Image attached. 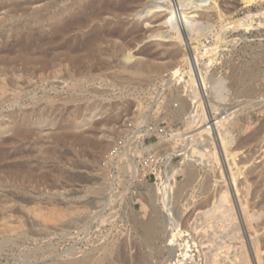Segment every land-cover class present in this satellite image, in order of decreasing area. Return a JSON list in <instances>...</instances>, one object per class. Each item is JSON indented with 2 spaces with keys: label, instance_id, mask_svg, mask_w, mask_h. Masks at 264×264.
<instances>
[{
  "label": "rangeland",
  "instance_id": "374dc122",
  "mask_svg": "<svg viewBox=\"0 0 264 264\" xmlns=\"http://www.w3.org/2000/svg\"><path fill=\"white\" fill-rule=\"evenodd\" d=\"M192 1H194L193 5L200 6L195 0H191L190 3L189 0H150V3L142 6L135 12L136 14L126 18V24L130 23V27L136 25L138 29L134 30L135 34L131 33L127 35L128 37H123V40L117 38L116 43L120 48L122 47L124 53L120 59H116V64L72 65L60 67L58 71L53 65L43 62L44 59L51 57L48 42H41L37 36H34L39 31L36 14L46 9L47 1H39L40 3L36 4L33 3L34 0H0V146L6 144L9 156L12 157L0 160V264H175V261L172 263L170 253L166 249L167 242L163 241L158 245L164 250L162 254L140 243V233L135 224L138 220L148 219L151 214L154 216L156 211L154 213L152 211L156 207L164 210L169 207L177 221L183 224L187 221L182 227L186 228H180L183 231L182 245L189 242L188 255L191 253V256L189 255L187 264H212L218 257V262L221 260L219 264H228V262L232 264L233 256L236 260L235 264L238 261L235 256L242 257L239 259L241 264H259L255 245H252L253 236L243 223L242 216L240 218L242 213L239 207H235L238 218L235 222L238 228H243L242 230L239 228L241 232L243 231L242 236L245 237L243 241L237 240V237L234 240L233 236L236 234H230L231 238L228 232L221 233L218 227L209 229L203 213L205 209L201 207L208 206L209 197L211 198L221 188L230 190V202L234 206L239 205V194L235 189V180L231 179V173L238 172L239 168L247 173L256 166L264 167L262 164L264 163V0H254L248 4H245V0H224V2L215 0L218 3L217 9H213L214 0H208L200 8L192 7ZM207 13L212 14L211 17ZM217 17L218 19L222 17V20L219 21ZM198 26L203 27V35L193 30ZM49 30L51 29L47 28L46 32ZM195 36L200 38L198 44L194 41ZM29 40L32 43L28 46ZM147 49H150V53ZM172 50L180 52L178 58L174 60L166 58L165 55ZM159 51L162 56L158 54ZM148 55L153 56L152 59L154 58L156 62L149 60ZM158 56L160 57L157 58ZM196 59L198 62H195ZM139 62L153 63V66L171 62L170 64L174 63L177 66L166 71L161 75L162 77L151 78L150 75L145 77L135 74L131 69L133 64ZM196 63H201L202 69L207 71L208 76H213L212 78L225 77L229 81H227L229 88H232L226 101L229 105L224 104L220 109L217 107L219 111L216 110V115L210 102L206 104V110L211 108L212 111L207 113L206 117H201L198 128H201L200 133L209 129V134L213 136L217 121L224 119V116L226 118L228 115L238 114V118H242H240V126L231 129L234 135L231 152L234 155L236 153L237 157L233 156L237 164L234 165L232 160L230 163L226 162L220 142L214 141V136H211L213 140L206 142L208 146L205 151L210 154L214 151L213 154L218 158H209V154L202 151L203 145H200L202 149L199 156L203 152L205 153L203 158L211 161H207L206 164L201 162V166L197 168L199 179L192 183L191 187L184 188L182 198L172 199L166 206L162 198L161 200L158 198V202L153 199L155 194L151 186L163 190L166 182L176 183L179 186L186 185L183 175H176L174 180L167 181L170 165L166 163L161 166L159 178L151 176L146 183L141 182L140 178L129 180L127 175L126 178L124 175L116 178L109 173L105 158L129 123L148 121L175 130L187 127L185 122L191 115V106L195 99L192 98L195 87L191 82L194 71L188 64ZM179 70H182L179 80L171 86H166L165 83H168L166 80ZM244 72L252 76L243 80L244 84H242L240 75ZM175 103L183 109L175 110ZM219 117L222 118L217 119ZM205 119L207 120L204 121ZM15 121L22 123L18 124ZM212 121L211 126H208L207 122ZM69 125L74 134L92 136L104 148L87 147L71 139H61L60 135L67 131ZM18 131L26 133V137L12 144L11 139ZM205 133L202 136L204 139L209 136L208 132ZM253 135L256 137L254 138ZM201 138L204 144V139L202 138V141ZM176 148L177 146L171 144L160 145L158 149L162 157H165L166 149L170 154L172 153L173 168L183 162L182 156L174 153ZM247 158H249L248 162ZM182 166L179 165L177 169H182ZM206 177H211L208 187L203 184ZM263 177L264 174L260 178L256 176L255 179H250L249 188L252 190L247 200L251 202V206L258 203L261 199L260 195L264 193V186L259 196L255 197L253 193L259 181L264 185ZM242 178L241 180L244 181ZM189 195H192V198ZM189 198L190 202L187 201ZM260 210L261 208L255 210L256 214H259L258 217H261L262 213L264 215V209ZM194 214L198 218L196 216L195 218ZM165 215L170 216L166 212ZM261 218H259L261 225L259 237L264 240V216ZM169 223H172V220L166 218L161 229L163 233L166 229H170ZM198 225H203L201 227L203 230L209 227L204 230L207 234L211 232L210 235L208 234L209 237L206 232L201 231V228L198 229ZM212 229H220V232L216 230L212 232ZM226 233L229 237L227 239H225ZM203 236L207 238L204 240ZM210 238V243L207 245ZM223 245L227 247L225 251L221 249ZM219 248L221 251L217 253L218 255H213L220 250ZM140 252L144 253L147 262L143 259L136 261V256ZM263 252L264 248H262ZM205 253L210 261L204 260L207 259ZM228 253H230L229 257L226 256ZM237 253L241 256L236 255ZM220 254L223 256L221 257ZM226 258L233 261L230 262Z\"/></svg>",
  "mask_w": 264,
  "mask_h": 264
},
{
  "label": "bare ground",
  "instance_id": "6f19581e",
  "mask_svg": "<svg viewBox=\"0 0 264 264\" xmlns=\"http://www.w3.org/2000/svg\"><path fill=\"white\" fill-rule=\"evenodd\" d=\"M39 1H47L45 3H47L45 5V10H41V12H38V14H36V25L38 26V32L34 34V36H37L38 39L41 40V42H45L47 41L48 44L50 45V48H49V51L51 53V57L49 59H44L43 62L44 63H48V65H53L55 67V69H57L59 71V68L60 67H64V66H72V65H75V66H81L83 64H116V59H120L121 55H123L124 50H122L120 48V46L117 45L116 41H117V38H122L123 40V37L125 36H129V34L135 32L134 30L137 28L138 29V26L136 27H130V23L129 25L125 23V19L130 17V16H133V14H136L135 12L139 9H141L142 6H144L145 4H147L150 0H34L33 3L36 2H39ZM179 1V0H178ZM181 1V0H180ZM191 0H189V3H190ZM208 0H195V2L199 3L200 6L198 5H193V2L192 1V7L193 6H197L198 8L202 7L201 5L204 4L205 2H207ZM220 1V0H219ZM222 1V0H221ZM220 1V2H221ZM229 1V0H228ZM254 0H245V4L247 3H251L253 2ZM256 1V0H255ZM171 2V1H170ZM219 2V3H220ZM224 2V0H223ZM40 3V2H39ZM150 3V2H149ZM172 3V2H171ZM179 3V2H178ZM188 3V4H189ZM214 3H215V6L213 7V9H217V6L218 3L217 1L214 0ZM229 3V2H228ZM158 4V3H157ZM227 4V3H226ZM41 5V4H40ZM43 5V4H42ZM149 5V4H148ZM155 6H157L156 4H154ZM153 5V6H154ZM213 5V4H212ZM188 8H190L191 6L190 5H187ZM205 6V5H203ZM221 6V5H220ZM226 6V5H225ZM229 6H230V3H229ZM232 6V5H231ZM227 7V6H226ZM234 7H236V5H234ZM240 7V6H239ZM20 8V7H19ZM144 8V7H143ZM147 9V7H145ZM152 8V7H151ZM181 8V6H180ZM197 8V9H198ZM228 8V7H227ZM17 11H18V8L16 7ZM25 9V7H24ZM193 10V8H190ZM238 9V8H237ZM171 10L173 11V9L171 8ZM223 10H224V7H223ZM226 10V9H225ZM232 10V9H231ZM182 11V10H181ZM189 11V10H188ZM209 11V10H208ZM229 11V9H228ZM238 11V10H237ZM227 12V11H226ZM149 13V12H148ZM174 13V11H173ZM179 13V12H178ZM177 13V14H178ZM218 13V12H216ZM215 13V14H216ZM220 13V12H219ZM218 13V14H219ZM182 14V13H181ZM199 14V13H198ZM214 14V13H213ZM222 14H223V11H222ZM226 14V13H225ZM233 14V13H232ZM139 15V14H138ZM170 15V14H169ZM207 15H210V13ZM224 15V14H223ZM215 16V15H213ZM212 16V17H213ZM218 16V15H217ZM222 16V15H221ZM201 17V16H200ZM204 17V16H203ZM208 17V16H207ZM220 17V15H219ZM215 18V17H213ZM222 18V17H221ZM219 18V19H221ZM206 19V18H205ZM209 19V18H208ZM206 19V20H208ZM218 19V17H217ZM216 19V20H217ZM218 19V20H219ZM203 20V19H202ZM211 20V19H210ZM222 20V19H221ZM180 21V20H179ZM220 21V20H219ZM236 21V20H235ZM205 22V21H204ZM237 22V21H236ZM235 23V22H234ZM238 23V22H237ZM200 24H204V23H201ZM213 24V23H212ZM208 25V24H207ZM246 24H244L245 26ZM234 26V25H233ZM224 27V26H223ZM247 27V26H246ZM47 28H50L51 30L47 31L46 32V29ZM184 28V26H183ZM193 28V27H192ZM250 28V27H249ZM248 28V29H249ZM136 29V30H137ZM193 30L198 34H202L204 33V29L202 26H198V27H194ZM224 30V29H223ZM191 32V31H189ZM206 32V31H205ZM193 33V31H192ZM135 34V33H133ZM196 34V35H197ZM160 35V34H159ZM158 35V36H159ZM192 35V34H191ZM127 36V37H128ZM156 36V35H155ZM177 36V35H175ZM126 37V38H127ZM132 37V35H131ZM136 37V36H135ZM154 37V35H153ZM174 37V36H173ZM220 37V35H219ZM130 38V37H129ZM177 38V37H175ZM192 38V37H191ZM218 38V37H217ZM137 39V38H136ZM190 39V38H189ZM121 40V41H122ZM126 40V39H125ZM128 40V39H127ZM119 40V42H121ZM190 41H193L190 39ZM194 41L197 42V44L200 42V38H196L195 36V39ZM224 41V40H223ZM221 41V42H223ZM227 41V40H225ZM46 42V43H47ZM118 42V43H119ZM128 42V41H127ZM195 42V43H196ZM217 42V41H216ZM220 42V43H221ZM231 42V41H230ZM233 42V41H232ZM32 43L31 40H29L27 42V45L29 46L30 44ZM124 44V43H123ZM135 44V43H134ZM133 44V45H134ZM40 45V44H39ZM44 45V44H43ZM126 45V44H125ZM220 45V44H219ZM127 46V45H126ZM172 46V45H171ZM197 46V45H196ZM39 47V46H38ZM128 47V46H127ZM164 47V46H163ZM170 47V46H168ZM219 47V46H218ZM123 48H125L123 46ZM129 48V47H128ZM162 48V47H161ZM172 48V47H171ZM126 49V48H125ZM158 49V48H157ZM156 49V50H157ZM160 49V48H159ZM143 50V49H142ZM146 50V49H145ZM148 50V49H147ZM197 50V48H196ZM40 51V50H39ZM128 51H130L128 49ZM150 51V49L148 50V52ZM153 51V50H152ZM151 51V52H152ZM195 51V50H194ZM44 52V51H43ZM154 52V51H153ZM161 51H159V55H161L160 53ZM49 53V54H50ZM150 53V52H149ZM182 53V52H181ZM41 53L39 52V55ZM146 54V53H145ZM144 54V55H145ZM148 54V53H147ZM157 54V53H156ZM180 52L177 51V50H172L168 53H166V58H169V59H176L178 58ZM185 54V53H184ZM198 54V53H197ZM125 55V54H124ZM140 55V54H139ZM196 55V54H195ZM44 56V55H43ZM128 56V55H127ZM130 56V55H129ZM154 57L156 56L155 54L153 55ZM152 56V57H153ZM160 56H158L157 58H159ZM181 56V55H180ZM183 56V55H182ZM197 56V55H196ZM47 57V56H46ZM123 57V56H122ZM149 57V55H148ZM147 57V58H148ZM151 57V55H150ZM149 57V60H154V58L152 59V57L150 58ZM180 58V57H179ZM187 58V57H186ZM197 58V57H196ZM125 59H126V56H125ZM165 59V58H164ZM199 59V58H198ZM128 60V59H127ZM145 60V58H144ZM167 60V59H166ZM181 59H179L180 61ZM133 61V60H132ZM142 61V60H141ZM172 62V60H169ZM197 61V59L195 60V62ZM126 62V61H125ZM151 62V61H150ZM154 62H156V60H154ZM160 62V61H159ZM165 62V61H164ZM171 62L169 63H166V64H162L161 63H158L160 65H157V66H153V63L152 64H146V63H138V64H133L131 69L134 70L135 74H138L140 76H145L146 75H150L151 78L152 76H155V77H160L161 75H164V73L166 71H170L172 70L175 66H177V64H170ZM198 62V61H197ZM128 64V62H127ZM197 64V63H196ZM47 65V64H46ZM155 65V64H154ZM198 66V70H199V76L200 78L196 77L197 79V82H198V86H201L200 82L202 81V85L205 87V93H206V96H207V99L209 100L208 102H210L211 104V107H212V110L215 111V115H216V110L219 111L217 109V107H220L223 106L224 104H226L227 106L229 105L227 101V98H228V94H230L229 92H231L230 88H229V85H228V80L225 79V77H219V78H212L210 76H208L209 74H207V71H205L204 69H202V64L199 63L197 64ZM259 66V65H258ZM244 67V66H243ZM82 68V67H81ZM80 68V69H81ZM84 68V66H83ZM238 68V67H237ZM258 68V67H256ZM71 70V69H70ZM250 71V70H249ZM253 71V70H252ZM70 72V71H69ZM80 72V71H79ZM93 72V71H92ZM236 72V70H235ZM257 72V71H256ZM71 73V72H70ZM76 73V72H75ZM78 73V72H77ZM84 73V72H83ZM210 73V72H209ZM241 73V72H240ZM260 73V72H259ZM56 74V73H54ZM65 74V73H64ZM73 74V73H72ZM112 75V74H111ZM211 75V74H210ZM234 75V74H233ZM238 75V74H237ZM236 75V76H237ZM251 74L250 73H247V72H244L242 73L240 76V82L242 84H244L242 81L246 78H250ZM258 75V74H257ZM264 75V74H263ZM65 76V75H64ZM64 76H61V77H64ZM75 76V75H74ZM198 76V74H197ZM231 76V75H230ZM110 77V76H108ZM113 77V76H111ZM118 77V76H117ZM123 76H121L122 78ZM162 77V76H161ZM215 77V76H214ZM120 78V77H119ZM125 78V77H124ZM238 78V77H237ZM258 77H256L257 79ZM261 78V77H260ZM64 79V78H63ZM113 79V78H112ZM139 79V78H138ZM229 79V78H228ZM133 80V79H132ZM140 80V79H139ZM233 80V79H232ZM235 80H237L235 78ZM239 80V79H238ZM252 80V79H251ZM262 80V79H261ZM63 81V80H62ZM122 81H123V78H122ZM144 81V80H143ZM147 81V80H146ZM228 81V82H227ZM255 81V80H254ZM121 82V81H120ZM124 82V81H123ZM126 82V81H125ZM149 82V81H148ZM231 82V81H230ZM238 82V81H237ZM238 82V84L240 83ZM263 82V81H262ZM128 83V82H127ZM240 83V84H241ZM248 83V81H247ZM252 83V82H251ZM232 84V83H231ZM234 84V83H233ZM235 85V84H234ZM239 86V85H238ZM246 86V85H245ZM232 89V88H231ZM254 89V88H252ZM250 90V89H249ZM247 91V90H246ZM241 92V91H240ZM254 93H256L255 91H253ZM258 95V94H257ZM192 96V95H190ZM189 96V97H190ZM242 96V95H241ZM254 96V95H253ZM256 96V95H255ZM260 96V95H259ZM252 97V96H251ZM193 98V96H192ZM255 98V97H254ZM249 99V98H248ZM253 99V98H251ZM245 100V99H244ZM254 100V99H253ZM260 101V100H259ZM226 102V103H225ZM249 102V101H248ZM186 104V103H184ZM210 104H209V107H210ZM249 104V103H248ZM260 104V102H259ZM258 104V105H259ZM208 105V104H207ZM218 105V106H217ZM186 106V105H185ZM260 106V105H259ZM207 107V106H206ZM185 108V107H184ZM224 108V107H223ZM229 108V107H228ZM211 109V108H210ZM211 110V111H212ZM222 110V109H221ZM226 110V108L224 109ZM231 110H233L231 108ZM228 112V111H227ZM222 113V111L220 112V114ZM231 113V111H230ZM234 113V112H233ZM242 113V111H241ZM225 114V113H224ZM214 115V114H213ZM212 115V116H213ZM190 116V115H189ZM241 116V115H240ZM210 117V116H209ZM208 117V118H209ZM217 117V116H216ZM223 117V115H222ZM222 117H219L217 119H220ZM241 118V117H240ZM238 118V114H232V115H228V117L224 116V119H220L219 121H217L215 124L216 128L214 129L215 130V135L214 136V141L217 140L220 142V146L221 148L223 149V153H224V157H225V160L227 159L226 162L232 160L234 162V165L237 164V160L234 159V156H236V153L235 155L231 152L233 149L231 148L232 147V144H233V140H234V135H233V132H232V127H234L233 129H235V126H240V119ZM201 119V118H200ZM207 119H205L204 121H206ZM216 120V118H215ZM23 121V120H22ZM22 121H15V123H18V124H21ZM26 121V119H25ZM109 121V120H108ZM107 122V121H105ZM200 122V121H199ZM25 123V122H23ZM108 123V122H107ZM206 123V122H205ZM202 124V122L200 123ZM239 124V125H238ZM101 125V124H100ZM242 125V124H241ZM264 125V124H263ZM206 126V125H205ZM204 126V127H205ZM202 127V126H201ZM72 127L69 125L67 127V131L65 130V132L60 135L61 139H68V140H74L75 142L81 144V145H84V146H87V147H96V148H100V149H103L104 146H102V144H99L97 143V141H95L94 138H92V136H85V135H80V134H74L70 129ZM201 129V128H199ZM205 130V129H204ZM213 130V131H214ZM212 131V133H213ZM264 131V129H263ZM201 132V131H200ZM198 133V138L204 136L203 134L206 132H208V137L206 136L205 139L204 137H202L204 139H202V141L204 142L203 145V152L207 149V143L208 140L212 141L213 139L211 138V134L209 129L205 130V131H202L204 133ZM217 132V133H216ZM258 132V131H257ZM205 133V134H206ZM256 133V132H255ZM26 133L22 132V131H18L16 133H14V136L12 137L11 139V142L12 144H15L20 138H23V137H26L25 135ZM256 135H258L256 133ZM212 136V137H213ZM251 137V136H249ZM253 137L255 138L256 136L253 135ZM250 139V138H249ZM248 139V140H249ZM252 140V139H250ZM254 140V139H253ZM213 141V142H214ZM256 141V139L254 140ZM248 143V142H247ZM216 145V144H215ZM222 151V150H221ZM202 152V155H200V164L201 162H203L204 164L208 163L207 161H211V160H205L203 157L205 155V153ZM206 152V151H205ZM214 151H211L212 154H210V152H206L207 155L209 154V158H218L216 154H213ZM216 152V151H215ZM238 153V152H237ZM15 154V153H14ZM17 154V153H16ZM221 155H222V152H221ZM234 155V156H233ZM13 156V155H12ZM18 156V154H17ZM233 156V157H232ZM12 158L11 156H9V153H8V150H7V145L6 144H2L0 146V160H4V159H8V158ZM237 157V156H236ZM252 157V156H251ZM208 158V157H207ZM232 158V159H230ZM261 158V157H260ZM224 159V158H223ZM248 159L247 158V162H248ZM251 159V158H250ZM264 159V158H263ZM10 160V159H9ZM252 160V159H251ZM258 160V159H256ZM244 161V160H243ZM195 162V161H194ZM194 162L189 164V166H185L184 168L182 169H177L176 171V174H179L181 173L184 177H185V180L184 182H186V185H183V186H179V184H174L172 182H166V186L163 190H160L158 187L156 186H151V189H153V193L155 194V200H158L160 198H162V201L166 203V206L167 204L169 205L170 204V200H175V199H179V198H182L183 197V191H184V188L185 187H191L192 183L196 182L197 179H199V171L196 169V166L194 167ZM252 162V161H251ZM228 163V164H229ZM243 163V162H242ZM255 163V162H254ZM199 164V166H201ZM241 164V163H239ZM245 164V162H244ZM249 164H250V160H249ZM264 164V163H262ZM210 165V164H209ZM230 165V164H229ZM254 165V164H253ZM232 166V165H230ZM244 166V165H242ZM241 166V167H242ZM237 168H239L238 166H236ZM232 168V167H231ZM247 168V166H246ZM200 169V168H199ZM243 169L242 168H239V171L236 172V173H231V179L235 180V189L237 191V194H239V205H233L231 202H230V199H229V196L231 197V193L229 195V191L228 189H224V188H221V190H219L215 195H211L212 197L208 199V203L209 205L208 206H205V207H201L202 209H205L203 211L204 213V217L206 218V221L209 225V227L207 226L205 229L209 228H214V227H218L221 229V233L222 231L224 232H228L229 236H231L230 234H236L233 236V239L235 240V238L237 237V240H241L243 241V237L242 236V232L240 227V229L238 228V226H236V222H237V214H236V208L235 207H239V211L241 210V213L242 215L240 214V218L242 216L243 218V223H245L248 231L250 232L251 236H253V239H252V245H255L254 249H255V252L257 254V260L259 262V264H264V255L262 253V248H264V240L261 239L262 237H259L260 236V230L259 228L261 227V225L259 224V218H263V213L261 215V217H258L259 214L257 215L255 212V210H257V208H261L264 209V193H262V195H260L259 198L260 201L258 203H255L254 205H250V201L248 202L247 200V196L248 194L250 193V189L249 187L251 186L250 184V179H253L254 177H262V175L264 174V167H261L260 166H256L253 168V170L251 171H248L247 173H244L242 171ZM246 171V170H245ZM211 172V171H210ZM256 174L254 177L253 175ZM244 176V178H242ZM211 179V177H209ZM209 178L206 177V179H204V185L205 186H210V182H209ZM244 179L243 180H241ZM230 179V180H231ZM241 180V182H237V180ZM255 179V178H254ZM264 179V177H263ZM228 180V179H227ZM261 180V179H260ZM243 181V182H242ZM252 181V180H251ZM255 181V180H254ZM264 182V180L262 181ZM216 183V182H215ZM246 183V185H245ZM249 183V184H248ZM260 183V181H259ZM257 183V187L255 189V192L254 195L256 197V195L260 194V192H262V188H263V183ZM185 184V183H184ZM248 184V186H247ZM256 184V182H255ZM218 185V184H217ZM244 185V186H243ZM250 185V186H249ZM227 186V185H226ZM244 188H243V187ZM150 187V186H149ZM218 187V186H217ZM220 187V186H219ZM225 187V186H224ZM241 187V188H240ZM254 189V188H253ZM217 190V189H215ZM161 193V194H160ZM212 193V194H213ZM252 193V195H253ZM157 194H159V197H157ZM153 195V194H151ZM251 195V194H250ZM161 196V197H160ZM191 198H192V195H189ZM259 196V195H258ZM153 197V196H152ZM235 197V196H234ZM159 198V199H158ZM165 198L167 201H165ZM187 198V197H185ZM149 199V198H148ZM235 199H238V198H235ZM234 199V200H235ZM161 200V199H160ZM186 200V199H185ZM187 201L190 202V198L187 199ZM193 201V200H191ZM201 201V200H200ZM161 202V201H159ZM237 202V200H236ZM153 203V202H152ZM163 203V204H165ZM184 204V203H183ZM192 204V203H191ZM200 204V203H199ZM202 205V204H201ZM207 205V204H206ZM145 206V204H144ZM165 207V205H162ZM161 206V207H162ZM184 207V206H183ZM168 208V209H167ZM165 209L167 210H164L163 208L160 209V207H156V208H153V211L152 213H155V215L153 216V214H151L148 219H140V220H144V221H137V223L135 224L136 225V228H138V232L140 233V237H141V242L140 243H144V247H148V248H152L155 252L159 253V254H162L164 252V250H162L158 245L161 244L163 241L164 242H167L168 245L166 246V249L167 251L170 253V257H171V261L173 263V261H175L176 263L175 264H187L188 262V258H190V256L188 255V243L187 242L186 244H183L182 245V232L180 228H182L184 226V224L187 222L185 221L184 224L181 223L180 221H177L174 217H173V214L171 213L172 210L169 209V207H167ZM182 208V207H181ZM187 208V207H186ZM145 209H147V207H145ZM201 209V210H202ZM148 210V209H147ZM198 210V209H197ZM200 210V211H201ZM260 210V211H261ZM145 211V210H144ZM171 211V212H170ZM238 211V210H237ZM146 212V211H145ZM165 212L170 215V216H166L165 215ZM192 213V212H191ZM202 213V214H203ZM198 214H201V213H198ZM147 215V214H146ZM196 215L194 214V217ZM199 216V215H198ZM197 217V216H196ZM195 217V218H196ZM141 218V217H140ZM144 218V217H143ZM166 218H168L169 220H172V223H169L168 226L170 227L169 230L166 229V231H163L161 230L164 226H163V222L164 220H166ZM198 218V217H197ZM202 218H203V215H202ZM261 218V219H262ZM191 219V218H190ZM189 219V220H190ZM260 219V221H261ZM185 220H187L185 218ZM205 220V219H204ZM197 221V220H195ZM199 221H200V218H199ZM203 221V219H202ZM204 221V222H206ZM236 221V222H235ZM264 221V220H263ZM187 224V223H186ZM198 224H200L198 222ZM203 224V223H202ZM263 224V223H262ZM204 225V224H203ZM203 225L199 226L198 229H200L201 227H203ZM166 225V228L168 227ZM195 226V225H194ZM205 226V225H204ZM191 227V226H190ZM196 227V226H195ZM194 227V228H195ZM186 228V227H185ZM185 228H182V229H185ZM189 227L187 226V229ZM197 228V227H196ZM196 228L194 229L195 232L196 231ZM263 228V227H262ZM204 229V230H205ZM219 229V230H220ZM246 229V228H244ZM246 229V230H247ZM203 229L201 228V231ZM203 232H206L204 231ZM213 231L212 232H215L216 229H212ZM218 229L216 231H219ZM191 231V229H190ZM209 231V230H207ZM238 231V233H237ZM247 231V232H248ZM263 231V230H262ZM169 232V233H168ZM202 232V233H203ZM220 232V231H219ZM246 233L247 235L249 234ZM168 233V236L166 237ZM200 233V234H202ZM211 234V232H208V234ZM220 233V235H221ZM242 233V234H241ZM262 233V232H261ZM186 234V233H185ZM195 234V233H194ZM207 234V232H206ZM205 234V235H206ZM207 234V237H209V235ZM216 234V233H215ZM225 234V233H224ZM228 234L226 233V238H229L227 237ZM259 234V235H258ZM191 235V234H190ZM197 235V233H196ZM199 235V234H198ZM203 235V234H202ZM219 235V234H218ZM201 236V235H200ZM198 236V237H200ZM213 236L216 237V235H214L213 233ZM264 236V235H263ZM205 236V238H207ZM212 237V236H210ZM220 237V236H219ZM222 237V236H221ZM188 238V237H187ZM190 238H193V237H190ZM188 238V239H190ZM201 238V237H200ZM204 236H203V239L205 240ZM214 238V237H213ZM223 238V237H222ZM232 238V236H231ZM245 238V237H244ZM195 239V238H194ZM197 239V238H196ZM199 239V238H198ZM224 239V240H225ZM193 240V239H192ZM201 240V239H200ZM203 240V241H204ZM210 240L211 238L209 239V242H207V245L208 243H210ZM230 240V239H229ZM239 240V241H240ZM202 241V240H201ZM208 241V239H207ZM215 240H212V242H214ZM222 241V240H221ZM246 241V240H245ZM194 242V240H193ZM205 242V241H204ZM196 243V242H195ZM199 243V242H198ZM201 243V242H200ZM203 243V242H202ZM223 244V242H221ZM206 244V243H205ZM203 244V245H205ZM214 244V243H212ZM220 244V243H219ZM222 244H220V246H222ZM227 244V243H226ZM241 244V243H240ZM244 244V242H243ZM246 244V243H245ZM146 245V246H145ZM194 245V244H193ZM196 245V244H195ZM237 245V244H235ZM201 246V245H200ZM213 245H211V248ZM216 246V245H215ZM233 246V245H232ZM245 247L247 245H244ZM192 247V246H191ZM202 247V246H201ZM206 247V246H205ZM208 247V246H207ZM236 247V246H235ZM209 248V250L211 249ZM216 248V247H215ZM218 248V247H217ZM216 248V249H217ZM221 248V247H220ZM219 248V249H220ZM225 247L223 245V247L221 248L222 251H225ZM230 248V247H229ZM236 248H240V246L236 247ZM242 248V247H241ZM215 249V250H216ZM220 250H217V252H212L213 250H211V252L214 254H217ZM232 250V248H230ZM243 249H246V248H243ZM250 249V248H249ZM234 250V248H233ZM247 250V249H246ZM191 251V250H190ZM237 251V250H236ZM147 252V251H146ZM167 252V253H168ZM204 252V250H203ZM210 252V253H211ZM230 252V251H229ZM232 252V251H231ZM142 253V252H140ZM138 253L139 255L136 256V261H141L142 259L146 261V256L143 255L144 253L140 254ZM202 253V252H201ZM222 253V252H220ZM249 253V252H248ZM246 252V254H248ZM152 254V253H151ZM204 254V253H202ZM226 254V252H225ZM224 254V255H225ZM230 253H228L226 256H228ZM235 254V253H234ZM262 254V255H261ZM150 255V253H149ZM168 255V254H167ZM209 256H211L210 254H208ZM218 255V254H217ZM236 255H239L241 256L240 254H236ZM245 255V254H243ZM203 256V255H202ZM207 257V259H204L205 261L209 259V257L207 256V254L205 253V255ZM216 256V255H215ZM214 256V257H215ZM221 256V254H220ZM223 256V254H222ZM221 256V257H222ZM231 256V255H230ZM246 256V255H245ZM256 256V255H255ZM198 257V256H197ZM220 257V259H222ZM229 257V256H228ZM227 257V258H228ZM244 257V256H243ZM192 258V257H191ZM226 258V259H227ZM231 258V257H230ZM235 258L237 259L238 258V264H241L239 263L241 259L240 257H237L235 256ZM263 258V259H262ZM148 259V258H147ZM219 259V257H218ZM218 259H214V262L212 264H217L218 262ZM224 259V258H223ZM249 259V258H248ZM251 259V258H250ZM211 259H209L210 261ZM213 260V259H212ZM217 260V261H215ZM229 260L230 262H232L233 260L236 261L234 259V256H233V260L231 259H227ZM245 260H247L245 258ZM255 260V259H254ZM207 261V262H209ZM233 261L232 264H235V262ZM243 261V260H242ZM248 261V260H247ZM195 262V261H194ZM219 262L221 263V260H219ZM218 262V264H219ZM223 262V261H222ZM236 262V264H237ZM98 263V262H97ZM245 263V262H244ZM226 264V263H225ZM228 264H230L228 262Z\"/></svg>",
  "mask_w": 264,
  "mask_h": 264
},
{
  "label": "built area",
  "instance_id": "2783aa9c",
  "mask_svg": "<svg viewBox=\"0 0 264 264\" xmlns=\"http://www.w3.org/2000/svg\"><path fill=\"white\" fill-rule=\"evenodd\" d=\"M193 69L194 75L191 82L194 85L193 97L194 103L191 106V115L186 119L187 127L179 128L175 130L172 127H163L160 124L152 122H139L129 123L124 127L122 136L116 140L108 151L105 164L109 168V173L116 178L124 175L129 180L140 178L141 182H148L149 177L154 176L159 178L161 174V166L163 164L170 165V172L168 173L166 180H174L177 167L185 166L193 163L196 169L200 164L199 152L201 151L200 145L202 142L198 138L199 121L203 116L206 117L207 113L211 112V109L206 110V104L208 99L205 93V87L200 82L201 86H198L196 80L199 76V70L196 64H188ZM184 70V69H183ZM182 74V70L175 72L172 76L166 80V86H171L177 82ZM185 103V102H184ZM190 102H187V104ZM188 104V105H189ZM191 105V104H190ZM175 110L180 111L183 109L178 103L174 104ZM212 122H207L208 126H211ZM153 142V143H152ZM177 146L174 153L177 156H182L183 162L177 167L173 168L172 153L170 154L166 149L165 157L159 152L160 145ZM164 166V165H163ZM182 175L181 173L177 174Z\"/></svg>",
  "mask_w": 264,
  "mask_h": 264
}]
</instances>
